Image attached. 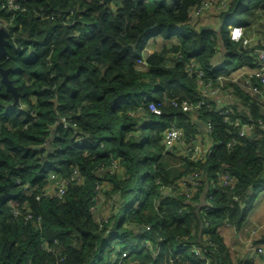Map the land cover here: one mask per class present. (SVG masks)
<instances>
[{
    "label": "trees",
    "instance_id": "16d2710c",
    "mask_svg": "<svg viewBox=\"0 0 264 264\" xmlns=\"http://www.w3.org/2000/svg\"><path fill=\"white\" fill-rule=\"evenodd\" d=\"M11 1L24 9L7 11L0 0V24L9 31L0 66L17 91L13 104L0 82V264H109L112 239L129 247L146 236L161 254L133 251L124 264H206L181 243L200 247L209 264L264 257V236L253 245L261 252L234 260L219 231L239 228L264 190V130L236 134L240 122H264L255 97L226 77L220 92H230L232 102L223 100L222 109L213 108L214 99L195 113L171 105L199 96L197 76L186 72L190 58L204 82L252 63L228 25H248V13L264 12V0H227L219 13L208 8L215 30L188 23L202 0H176L174 9L167 0H150L152 7L148 0ZM156 36L164 46L151 49L140 68L135 60ZM218 53L224 61L211 66ZM152 101L160 114L149 110ZM207 121L202 158L164 148L170 125L193 142ZM52 174L67 180L60 197L48 193ZM225 175L238 177L233 188L221 184ZM128 195L138 199L117 220Z\"/></svg>",
    "mask_w": 264,
    "mask_h": 264
},
{
    "label": "built area",
    "instance_id": "2783aa9c",
    "mask_svg": "<svg viewBox=\"0 0 264 264\" xmlns=\"http://www.w3.org/2000/svg\"><path fill=\"white\" fill-rule=\"evenodd\" d=\"M227 5H228L227 0H202V2L198 6L193 7L189 11L188 23L199 28L200 27L199 22H201L203 19L206 21H209L211 19V18H207L208 16L205 15V11L208 8H214L215 9L214 12L219 13V11H223L224 9H226ZM3 8L7 9V11L24 9V8H20L19 4L13 3L11 0H7V3L3 5ZM250 25L251 24H248L246 26L230 24L228 25V31H229L230 39L236 44L237 47L245 50L246 54L254 56V59L251 61L252 63L251 64L247 62L240 63L238 66H236L230 71L229 76H224L222 74L221 75L219 74L217 75V78L214 81L209 80L204 82L202 79L203 68L199 66L197 62H195L196 60L194 57L190 58V60L187 61V64L185 66L186 72L188 73L189 76L192 75L197 76L198 78L197 84L199 85L200 93L195 100H188V99L171 100V105L175 109L182 112L195 113L196 110H198L200 106L206 102V99H214L215 101L216 99H218V101L216 102L217 105H214L213 108L217 110L222 109L221 106L218 104L220 103L224 104V103L219 99L231 98L230 92H224V93H221L222 91L220 92V88L223 87V80H225L227 77L228 79H231V81L238 83L244 90L249 92L252 97H255V102L257 106L264 113V34L257 35L256 39H254L252 36H247L246 32L250 30L249 28ZM216 26H217V20L214 30L216 29ZM0 27H4L7 30V28L2 24H0ZM146 46H148L149 48V44ZM146 46L142 52V56L135 60V63L140 68H145L146 66V56L149 51L147 50ZM146 50L147 53H145ZM223 61L224 59L222 58L217 62L211 59L210 64L211 66L217 67ZM233 101L238 102L236 98ZM148 108L150 111L156 114L161 113V109L153 101L149 103ZM61 121L64 123L65 126L70 125V123L67 122L66 118H61ZM204 127H205L204 133H199L198 136L194 138L193 142H188L185 140L183 129L180 126L174 124L170 125L162 132V142L164 148L168 150L171 149L175 150L176 146H180L185 155H189L193 159L202 158L204 154L209 151V148L201 145L202 143L201 136L204 135L205 137L208 138L207 134L211 130V123L207 121ZM257 128L264 130V122L260 118L250 119L248 122H240L239 128L236 130V134L240 136H248L247 135L248 132L254 131ZM81 140L82 139L80 138L75 139L76 142H80ZM70 179L73 180L74 177H71ZM237 181H238V177L236 175H225L221 180V184L229 188H233L237 183ZM66 182L67 180H62L60 182H57L54 189L49 190L48 193L60 197L64 192ZM28 187L29 186L27 184L23 186L25 190H30V188ZM163 191H166V189H164ZM202 204L204 206L203 207L204 209L211 207V203L209 199H205L204 201H202ZM15 213L16 210H14V214ZM224 225L230 226V224H224ZM205 226L208 227L207 223L205 224ZM144 229L149 230L150 226L146 225ZM113 234H114L113 232H110L109 236H112ZM200 237L202 240H208V236H206L205 233H202ZM114 240L116 239H112V241ZM112 241L110 243L109 249L113 250V252L111 256V262L109 264H124V259L129 255V253L133 251L140 252L142 250H150V253L152 254L153 257H157L161 254L160 247H158L157 245L154 246L149 236H146L144 238H141L140 240L129 243L130 244L129 247H127V245H122V246L117 245L118 242L117 240L115 243H112ZM179 249L182 250L188 249V252L190 254L197 256L199 259H203L206 262V264H209L208 256L202 252L200 247L194 245L193 243L190 244L181 243ZM251 250H252L251 251L252 254L254 255L256 252H261L262 248L251 246Z\"/></svg>",
    "mask_w": 264,
    "mask_h": 264
},
{
    "label": "crops",
    "instance_id": "0c3cea01",
    "mask_svg": "<svg viewBox=\"0 0 264 264\" xmlns=\"http://www.w3.org/2000/svg\"><path fill=\"white\" fill-rule=\"evenodd\" d=\"M206 21V20H205ZM206 23H208L206 21ZM155 41V40H154ZM150 46V42L148 43ZM221 54L218 53V55L213 58L215 62L219 61L221 58ZM223 102H232L231 98H221L219 99ZM218 99H216V102ZM203 125V124H202ZM204 126V125H203ZM202 126V127H203ZM202 146L208 147L210 144V141L207 137L204 135L201 136ZM175 150L178 154H183V151L180 146H176ZM52 179L56 180V176H51ZM58 181H54V183H57ZM54 184H51V187H49V190H52L54 188ZM262 222V223H261ZM219 231L221 232L225 246L228 249L229 253L231 254V257L236 260L238 258H242L247 255H253L251 246L255 245V240H257L259 237L264 236V190L258 193L254 201L252 202V208L249 211L246 219L243 221L242 225L239 228H235L234 226H221L219 227ZM255 228L256 231L253 234H250V230ZM247 234L251 237V244L246 245V240H244V235ZM260 245V244H256ZM255 264H264V257L261 259H255Z\"/></svg>",
    "mask_w": 264,
    "mask_h": 264
},
{
    "label": "rangeland",
    "instance_id": "374dc122",
    "mask_svg": "<svg viewBox=\"0 0 264 264\" xmlns=\"http://www.w3.org/2000/svg\"><path fill=\"white\" fill-rule=\"evenodd\" d=\"M148 4L150 7L153 6L152 2L150 0H148ZM176 4V0H167V5L171 8L174 9V6ZM248 18L250 20V30H248L246 32L247 36H252L254 39H256L257 35H262L264 34V12L262 11H258V10H251L248 13ZM208 23H206V21L203 19L201 22H199L200 27H206V26H212L211 28L214 29L215 28V24H216V19L212 18L209 21H207ZM155 40V41H154ZM172 41H176V38L174 37V39ZM150 42V46L148 48V46H146L147 50H149L148 52H150L151 49H160L161 47L164 46V42L160 40L159 36H156L154 38H150L148 43ZM148 45V44H147ZM147 50L145 51V53H147ZM17 86H19V84H16ZM52 176V175H51ZM143 195V194H141ZM138 199L137 195H131V196H126L123 200V202L120 205V208L116 214V219L120 220L124 217L125 212L128 210V208L131 206V202L133 201V199ZM114 203V201H113ZM113 206V205H111ZM136 206V205H134ZM133 209L135 210V207H133ZM262 223V222H261ZM256 231L255 228L250 230V234H253ZM244 240H246V245L247 244H251V237L248 236L247 234H245L244 236ZM116 240L112 241V243H115ZM101 255L100 249L95 253V258L98 259Z\"/></svg>",
    "mask_w": 264,
    "mask_h": 264
},
{
    "label": "water",
    "instance_id": "95a60500",
    "mask_svg": "<svg viewBox=\"0 0 264 264\" xmlns=\"http://www.w3.org/2000/svg\"><path fill=\"white\" fill-rule=\"evenodd\" d=\"M9 32L4 28L0 27V57L5 53V46L9 44ZM8 69H4L0 66V82L4 84L5 89L13 94V104L17 103V91L16 88L11 84V80L7 77ZM5 188V185H2Z\"/></svg>",
    "mask_w": 264,
    "mask_h": 264
}]
</instances>
